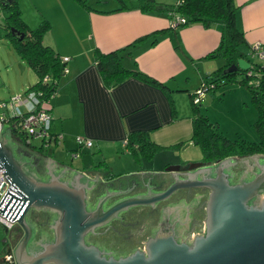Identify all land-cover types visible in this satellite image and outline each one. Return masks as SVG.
Instances as JSON below:
<instances>
[{"label":"water","instance_id":"95a60500","mask_svg":"<svg viewBox=\"0 0 264 264\" xmlns=\"http://www.w3.org/2000/svg\"><path fill=\"white\" fill-rule=\"evenodd\" d=\"M28 145L0 123V216L23 232L14 264H264V153L102 183Z\"/></svg>","mask_w":264,"mask_h":264},{"label":"crops","instance_id":"0c3cea01","mask_svg":"<svg viewBox=\"0 0 264 264\" xmlns=\"http://www.w3.org/2000/svg\"><path fill=\"white\" fill-rule=\"evenodd\" d=\"M130 1L131 4L124 2L128 9L121 10H114L121 6L116 0L106 7L97 5L85 7L76 0L28 1L36 11V17L32 25L30 19L26 21L22 18L23 22L31 28L36 27V23L47 20L49 29L42 34L40 42L52 48L60 57H68L65 63L66 76L62 81L58 79L57 89L48 100L50 132L62 134L64 131H70L85 137L88 135L91 140L96 139V143L94 145L92 143L88 150L99 157L92 154L88 158L89 163L83 162L80 158L82 153L80 147L71 146V140L67 138L65 140V137L62 139L64 143L60 145V152L64 156L55 157L47 150L48 146L44 151L45 157L60 165L72 167L83 173L95 168L96 173L109 171L114 176L139 173L138 171L152 174L153 167L143 168L141 160L138 165L134 157L121 146V140L132 131H145L152 142L162 147L155 154L175 150L190 140L191 113L185 110H177L175 113L172 103L177 104V96H183L184 93L190 100V93L204 77L223 64L218 57H205L219 42L218 24L204 27L194 22L172 28L169 26L170 14L168 16L167 12L155 9L141 11L139 5L143 0ZM154 1L163 6H171L172 2V5H175L178 0ZM233 2L237 7L234 24L242 31L244 38V44L239 48L241 52L247 53L253 43L264 44V0ZM47 4H50V7H47ZM111 10L114 11L109 12ZM0 18L4 19L1 10ZM153 32L157 34L151 37ZM146 35L149 36L136 42L138 38ZM174 42L178 44L180 51L174 49ZM127 45H131L130 56H127L129 54L125 56L123 64L131 67L134 62L142 73L166 83L167 92L135 78H127L109 88L102 84L93 60L94 49L106 53L128 47ZM29 81L28 79L24 85H29ZM242 88L236 84L221 89V96L218 99L226 109L232 112L243 111L246 114L251 107L247 105L246 93ZM73 104L82 109V130L72 131L63 124L71 115ZM101 119L108 121L115 131L114 135L102 136V131L95 133L86 130L87 124L92 121L99 124ZM99 138L111 139L112 143L121 139L119 147L126 154L125 157L116 156L117 143L114 144V153L104 154L98 142ZM94 147L96 151L93 150ZM66 152L71 153L69 160L66 159ZM73 155L76 156L72 158ZM96 158H99L98 162ZM162 160L161 165L164 167L195 161L193 158H187L181 162H170L166 157ZM125 161L132 168L121 172L123 174L116 173L111 163L118 162L120 166ZM101 162L107 167L104 171L99 164Z\"/></svg>","mask_w":264,"mask_h":264},{"label":"trees","instance_id":"16d2710c","mask_svg":"<svg viewBox=\"0 0 264 264\" xmlns=\"http://www.w3.org/2000/svg\"><path fill=\"white\" fill-rule=\"evenodd\" d=\"M116 1L121 3V6L114 10L128 9V7L124 6L123 0ZM3 2L4 0H0V10L4 14V19L0 22V28L7 31L5 35L19 58L25 62L36 77L35 82L26 91L33 90L38 92L42 102L41 106L48 112L47 103L49 97L56 91L58 79L64 74L63 69L65 68V64L60 61V56L52 48L40 42L42 34L49 29V24L46 20H42L36 27L29 28L20 16L16 1L13 0L8 4H3ZM79 3L84 6L81 2ZM236 8L233 0H178L175 5L171 6L157 4L154 0H143L139 5L141 11L155 9L167 12L168 16L170 12H176L185 19V23L181 26L194 22L200 23L204 27L218 24L220 32L219 42L205 57H218L223 61V64L207 74L195 89L207 85L205 90L207 93L225 85L236 83L251 94L250 98L254 103L257 117L256 122H254L257 140L238 139L230 141L216 131L215 125L210 123L199 112L198 104L195 105L191 102V96L195 89L190 93L189 102L192 112L190 140L199 147L203 163H212L227 156L241 157L264 153V66L259 63H251L250 76L246 75V70L225 71L230 65H235L238 58H244L251 62L247 57V53L241 52L239 48L244 44V38L242 31L234 24ZM9 28L22 32L24 34L23 38L17 40L12 37L8 32ZM156 34L157 32L151 33V37ZM148 36L138 38L136 42ZM131 45L106 53L94 49L93 60L102 84L109 88L127 78H135L167 92L166 83L159 82L142 73L137 69L134 62L131 67L123 64V59L129 54ZM174 49L180 51L176 42H174ZM127 56H130V54ZM240 75L242 77L238 78ZM44 77H47V80L43 83L42 79ZM250 80L257 81L256 86L249 84ZM9 126L12 138L18 141L20 137L18 139L15 135V130L11 123ZM125 140L124 148L134 157L138 165L142 158L151 160L153 155L162 149L160 145L148 138V134L145 131H132L126 135ZM99 164H101L103 171L107 169L103 162ZM104 173L108 177H115L109 171H104Z\"/></svg>","mask_w":264,"mask_h":264},{"label":"rangeland","instance_id":"374dc122","mask_svg":"<svg viewBox=\"0 0 264 264\" xmlns=\"http://www.w3.org/2000/svg\"><path fill=\"white\" fill-rule=\"evenodd\" d=\"M16 5L20 11V16L21 18H25V20L29 21L31 20V25L34 24V17H36V11L34 10L32 4L28 2L29 0H15ZM77 2H81L84 4V6H102L106 7L109 6L114 0H76ZM125 4H131L132 2L130 0H123ZM155 2V1H154ZM173 2L171 3V5ZM47 7H50V4H47ZM3 21V19L0 18V22ZM47 21V20H46ZM48 22V21H47ZM40 23V22H39ZM39 23H36L39 24ZM29 24V22H28ZM30 25V24H29ZM30 28V27H29ZM31 28H34L31 26ZM6 30H2L0 28V102H5L9 101L14 98L22 97L24 92L29 88L30 85L33 84L35 81V75L34 73L28 68V66L25 64V62L19 58L18 54L14 50L12 44L10 43L8 37L5 35ZM253 63H259L262 66H264V58L263 59H257L253 58L251 59ZM66 76L64 73L59 80H63V78ZM242 75L238 76V78H241ZM29 81V85H24L27 80ZM60 81V82H61ZM236 85L235 83L231 85H225L220 88L214 89L208 93H205L199 102L198 109L199 112L204 115L207 120L215 125V130L218 131L220 134H222L226 139L232 141V140H238V139H244V140H251V141H256L257 140V133L255 132L254 129V122H256L257 117H256V112L254 110V103L251 101L250 98V93L245 89L242 88L243 91L246 93L247 97V105L249 108V111L246 112V114L243 111H235L232 112L228 109L225 108L224 104L220 102L218 97L221 96V89H227L231 86ZM24 86V87H21ZM51 97V96H50ZM49 97V98H50ZM210 100H206L209 99ZM24 99V97H22ZM177 104L172 103L174 105L173 111L175 110V113L177 110H185V111H190L191 115L192 112L190 110V100H188V96L183 94V96H177L176 98ZM225 101V100H224ZM177 105V106H176ZM48 106V103H47ZM22 112L25 111V107H22L20 109ZM255 113V117L254 116ZM81 116H82V109L79 107L77 104H73L72 107V113L69 116V118L65 119L63 121V124L65 126L70 127V130H82L81 129ZM86 130L88 132H95L99 133L102 131V136H108L110 137L111 135L115 134V131L112 129L111 125L108 123L106 120H100L99 124H94V121L90 122L86 126ZM77 136L84 137L85 139L89 140L91 144L96 143V139L91 140L89 136L85 137L81 135L80 133H70V131H64L62 133V139L65 137L68 140H71L72 145L71 146H76L75 144V138ZM62 139H59L58 143L55 142V140H50L49 147L44 148L47 149L49 152H52V154L55 157H60L64 156L63 153L60 152L61 144L64 143ZM121 140V139H120ZM120 140L118 139L117 141H114L113 143L111 142V139H100L99 138V143L102 146V152L104 154H112L114 153V144L117 143L118 148L116 149L117 153L116 156H123L125 157V153L122 152V149H120L119 144ZM30 142L33 146L35 147H40V141L37 138H31ZM121 146L122 140H121ZM184 147V148H182ZM89 147L83 146L80 147L82 153L80 154V158L82 159L83 162H88L89 157L92 156H98L97 154L92 153L93 151L88 150ZM84 150V151H83ZM94 151L97 149L94 147ZM71 153L68 154L66 152V159L69 160V156ZM118 154V155H117ZM99 157V156H98ZM166 157V160L170 162H181L182 159H187V158H193V162H201L202 161V154L200 152V149L197 145H194L191 140L186 141L185 143H182L177 149L175 150H170V151H165L162 152L161 154H155L153 155L152 160H142L143 168H151L154 172H159L161 171L164 166L163 164V158ZM78 158V155H77ZM99 158H96V162H98ZM64 160V159H61ZM89 163V162H88ZM118 162L111 163V166L113 167L114 171L116 173H121V172H126L127 169L132 168L130 164H128L126 161L125 163H122V165H118ZM189 164V163H187ZM183 164L180 165L181 167H184ZM170 166V165H167ZM156 168V169H154ZM113 171V172H114ZM129 172V171H128ZM123 174V173H121ZM121 176V175H120ZM14 227V226H13ZM11 228L10 230L5 231V229L0 225V255L4 253V244L2 240L4 238H9L13 237L15 234L14 228ZM3 251V252H2Z\"/></svg>","mask_w":264,"mask_h":264},{"label":"built area","instance_id":"2783aa9c","mask_svg":"<svg viewBox=\"0 0 264 264\" xmlns=\"http://www.w3.org/2000/svg\"><path fill=\"white\" fill-rule=\"evenodd\" d=\"M179 4V3H178ZM170 27L176 28L185 23L184 17L177 14L176 12H170ZM247 57L249 59L264 58V44L262 43H253L249 46L247 52ZM68 57H60L62 63H66ZM63 72L66 73V67L63 69ZM251 71H247L246 75L250 76ZM47 80V77L42 79L44 83ZM252 86H256L257 81L251 80ZM211 86V85H210ZM207 85H204L201 88L195 89L191 96V102L195 105L199 104L203 95L206 93ZM24 97V99H22ZM22 97L14 98L9 101L0 102V123L2 124H12L14 128L15 135L20 137V142L28 145L31 138H37L40 141V146L42 148H47L50 140H55L58 143L59 139H62V134L50 132V115L49 113L41 106L42 102L39 98V93L33 90L24 92ZM46 103V102H45ZM25 107V111L22 112L20 109ZM18 140V141H19ZM75 144L79 147H90L91 142L84 137L77 136L75 138ZM123 146L126 144V140H122ZM1 173V169H0ZM8 183H6L2 175L0 174V197L6 189ZM16 220L11 223L0 216V225L3 228H10L11 225L15 224Z\"/></svg>","mask_w":264,"mask_h":264},{"label":"flooded vegetation","instance_id":"af4514ba","mask_svg":"<svg viewBox=\"0 0 264 264\" xmlns=\"http://www.w3.org/2000/svg\"><path fill=\"white\" fill-rule=\"evenodd\" d=\"M18 144L22 145L25 147L24 143H21L20 141H17ZM26 148H28L29 150H33L38 152L39 154H41L42 156L45 157V149L44 148H37L35 146H33L31 144V142L29 143L28 146H26ZM236 158H238V156H235ZM242 157V156H241ZM245 157V156H244ZM95 168L92 170H88L85 173L90 175L92 178L96 177L99 180H101L102 183H114L115 181H125L127 179H130L132 177H136V176H142V175H154V174H149L147 172L145 173H140L141 171H138L139 173L134 174V175H129V176H115V177H108L106 173L104 172H100V173H96ZM155 175H172V174H155ZM14 226V227H13ZM14 228V232L15 234L13 235V237H9V238H4L2 240L3 244H4V253L0 255V264H14V262L11 260L12 257V250L15 247V245L18 243L19 239L22 236V231L21 229L18 227V225L15 223L13 225L10 226V228L5 229V231L10 230L11 228ZM3 252V251H2Z\"/></svg>","mask_w":264,"mask_h":264}]
</instances>
